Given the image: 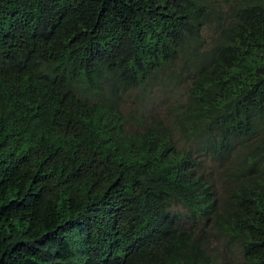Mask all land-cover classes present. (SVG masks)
<instances>
[{
    "label": "trees",
    "instance_id": "16d2710c",
    "mask_svg": "<svg viewBox=\"0 0 264 264\" xmlns=\"http://www.w3.org/2000/svg\"><path fill=\"white\" fill-rule=\"evenodd\" d=\"M213 229L264 264V0H0V264H218Z\"/></svg>",
    "mask_w": 264,
    "mask_h": 264
},
{
    "label": "rangeland",
    "instance_id": "374dc122",
    "mask_svg": "<svg viewBox=\"0 0 264 264\" xmlns=\"http://www.w3.org/2000/svg\"><path fill=\"white\" fill-rule=\"evenodd\" d=\"M126 99V103L123 106L124 112L128 117H135L131 119L129 128H136L138 126V122L142 117L141 111L137 110L135 106L137 103L133 100V93L131 95H124ZM157 101L160 102L158 98ZM146 110V109H145ZM170 110L168 108V103H165L161 106L160 111L162 113H166ZM195 155L202 161L201 171L205 174L208 179H210L215 187L217 195L220 197L223 192V166L227 163V159L218 160L217 158H213L212 154H205L204 150H196ZM172 211L177 213H181L184 222L187 225L193 224V220L189 219L187 215V210L182 204H174ZM204 225L200 224L199 229H203ZM205 237L208 239V245L210 252L215 257L218 264H245L244 255L242 252V245L240 242H233L230 237L225 235H220L216 229L212 230V234L206 233Z\"/></svg>",
    "mask_w": 264,
    "mask_h": 264
}]
</instances>
